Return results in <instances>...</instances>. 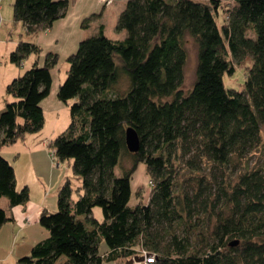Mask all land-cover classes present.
Here are the masks:
<instances>
[{"label": "trees", "instance_id": "16d2710c", "mask_svg": "<svg viewBox=\"0 0 264 264\" xmlns=\"http://www.w3.org/2000/svg\"><path fill=\"white\" fill-rule=\"evenodd\" d=\"M12 3L13 21L27 35L50 30L69 6ZM97 16L84 18L82 27ZM116 21L122 38L108 37L99 23L66 58L56 98L69 106L70 122L50 147L59 162H72L81 184L73 189L68 180L58 190L57 211L40 212L47 238L18 264H125L138 256L151 257L150 264H264V167L248 161L264 155V0H127ZM190 40L195 78L184 90ZM14 48L8 59L16 66L41 51L30 41ZM44 58L6 85L12 101L0 112V146L42 129L41 102L58 60L54 52ZM232 62L244 72L242 91L223 84ZM127 130L137 135L134 152ZM124 157L127 169L120 166ZM140 163L151 189L146 203L130 206ZM2 197L8 208L29 200L0 155ZM11 221L0 208V227Z\"/></svg>", "mask_w": 264, "mask_h": 264}, {"label": "rangeland", "instance_id": "374dc122", "mask_svg": "<svg viewBox=\"0 0 264 264\" xmlns=\"http://www.w3.org/2000/svg\"><path fill=\"white\" fill-rule=\"evenodd\" d=\"M69 6L67 8L68 15L67 22L68 26L66 29L59 31L57 27L53 28L54 33H58V37L51 36V38H47V42L44 39L41 40L42 45L40 54L38 56L30 55L26 60L22 62L21 65L16 66L15 64L10 62L9 58V47L11 45L10 41L12 40L14 43L17 44L19 41L23 42H33L37 43L39 38L38 34H42L44 31H39L34 34H26L23 29L22 25L18 22L13 21V14H12V2L13 0H0V104L5 105V103H9L12 101V97L10 95H6L5 93V84L2 80L6 79L9 83L10 80L13 78L18 77L19 75L23 74V72L33 64L36 63L38 67H41L44 64V56L49 51H53L57 53L58 60L56 64L51 68V88L50 94L53 93L58 88L59 83L64 80L66 72L68 70V64L66 61L67 56L73 54L80 41V38L77 34V28H80L82 31H86L87 36H91L94 34V28L98 25L99 21L102 20L105 23L106 27L108 28L107 31L112 33V35L116 34L115 32V24L117 20V15L119 13L117 11L118 7H123L127 0H116V2L111 5L110 7L107 4L113 2H101V0H68ZM107 7V8H106ZM109 8V9H108ZM122 9V8H121ZM86 12L83 14L81 18H78L76 14ZM83 12V13H84ZM118 14H117V13ZM98 15L94 17L92 20L89 21L88 26L82 27V21L84 18L89 17L91 15ZM116 18V19H115ZM61 19H66L61 18ZM61 19L57 20L60 21ZM55 21V22H57ZM110 29V30H109ZM53 33V34H54ZM40 34V35H41ZM38 45V44H37ZM187 60L186 66L184 68V80H183V89L187 90L192 86V83L195 78L194 70L196 65V46L192 40L189 41L187 45ZM245 64H249V61L245 59ZM233 71L231 74L223 76V84L226 88L235 89L237 91H242L244 88V72L238 68V66L232 62ZM47 96V103H44L43 112L45 114L43 127L40 131L36 133H32L26 135L24 139L16 142V146H13L14 149V160H15V168L18 171L17 177L18 182L23 183L26 182V187L28 188L29 193V200L31 203L38 204L40 198H44L46 200V211L50 213H54L57 211V194L58 190L66 183L68 180L73 189L79 188L81 181L80 179H76L72 173L71 169V161H63L59 162L56 158L53 157L52 148L48 145L56 135L63 132L70 122V113H69V106L59 102L55 97L51 95ZM52 97V100L51 98ZM57 102L61 107L58 110L54 104ZM4 107L1 111H3ZM38 145H42L44 142V146L42 151L44 152L45 159L42 158V155L36 151H30L33 154H26L24 148L29 146L33 149V142ZM15 145V144H14ZM2 147V146H0ZM29 150V149H28ZM41 156V159L39 156ZM19 156V157H18ZM9 163H13L14 161L9 158ZM250 166L257 167L262 166L264 167V155L261 152H257L254 156L250 157ZM130 160L128 157H124L120 163V166L125 169L129 168ZM32 170V171H30ZM114 173L116 176H121L122 171L120 167L115 166ZM130 181V188H131V197H130V206L136 205L138 202L146 203L147 197L150 191L149 186V177L146 174L145 165L142 163L137 165L134 173L131 175ZM20 180V181H19ZM25 186V185H23ZM139 192L138 197H136V193ZM31 197V199H30ZM5 198L2 197L0 199V208L4 209L3 203ZM28 203V202H27ZM26 204V203H25ZM48 204V205H47ZM50 204V207H49ZM53 206V208L51 207ZM7 211V215L9 216V210ZM92 212L96 219H102V212L99 208L94 207ZM39 224V223H38ZM43 240V239H42ZM24 242V239H22ZM38 242V241H37ZM35 245V244H34ZM33 245V246H34ZM99 253L105 252L107 246L103 243H99ZM151 257H149L150 260ZM64 260V259H63ZM112 264V263H111Z\"/></svg>", "mask_w": 264, "mask_h": 264}, {"label": "crops", "instance_id": "0c3cea01", "mask_svg": "<svg viewBox=\"0 0 264 264\" xmlns=\"http://www.w3.org/2000/svg\"><path fill=\"white\" fill-rule=\"evenodd\" d=\"M115 2H116V0H113V2H111L107 6L110 7ZM121 8H122L121 6L118 7V10H119V11H117L118 13H120ZM83 12L76 14L78 16V18H81L83 16V14L86 13V12H84V13ZM67 15H68V12H67L66 16ZM66 16H65L66 19H61L60 21L54 22L53 26L50 28V30L44 31L42 34L40 33L41 35L38 34L39 38L37 40V43H35V44L36 45L38 44L37 46L39 47L40 45H42V42H41L42 39L45 40L43 42H47V38H51L52 35L55 37H58L59 36L58 33H54L53 28L55 29V27H57V29H59V31L66 29V27L68 26V23H66L67 22ZM99 23L103 24L104 33L108 37H110L112 39H118V38L123 37L122 32H120V33L117 32L114 35H112V33H109L107 31L108 28L106 27L105 23L102 22V20L99 21ZM22 29H23V27H22ZM23 31H24V29H23ZM94 31H95V28H94ZM87 35L88 34H86L85 30L82 31L80 28H77L76 37L78 36V38H80V40L83 39L84 37H86ZM10 43H11V45L9 47V52H12L15 49L14 47L17 44L14 43L12 40L10 41ZM51 52H53V51H51ZM54 53H56V52H54ZM6 81H7L6 79L2 80V82L4 84L5 83L8 84V82H6ZM7 84H5V87ZM56 92L57 91H55V89H54L53 93H51L52 95L50 94L53 97V99L55 97ZM52 97H50L51 100H52ZM53 102H54V100H53ZM41 103H42L41 107H42V112H43V109H44L43 106H44V103H47V99L46 98L43 99ZM54 104L58 110L61 109V107L59 106V104H57V102H54ZM3 107H5V105L0 104V110H2ZM43 114H44V112H43ZM44 116H45V114H44ZM33 143H34L33 149H31L29 146L22 147V148H24L25 153L31 155L33 153H30V151H33V150L36 151L37 150V152L40 153V155H42V158L45 159V155H43L44 152L41 149V148H43L45 142L41 146L38 145V143L36 144L35 141ZM14 144H12L11 146H8V147H5V146L0 147V155L4 159L8 160V162L10 161L9 158H11V160L14 161L10 165H12L13 171L15 172L16 188L21 189L23 187V185L26 186L27 184H26V182H23V183L18 182V177H17L18 171L15 168V164H17V163H15V160H14V149H13V146L15 147L16 143H14ZM48 145L50 146V143ZM40 155H38V156L41 159ZM30 171H32V170H30ZM30 199H31V197H30ZM46 203L47 202L44 198H40V201L38 204H36L34 202L31 203L30 201H28V203H26L24 206H14L13 208H8L9 206L7 205V202L5 199V201L3 203L4 209L9 210V216L12 217L13 221L6 222L5 224H3L2 227H0L1 228L0 229V264H18V259L20 257L26 256V254H28L29 251L31 250L30 248L34 244H36L37 241H40L42 239L47 238L46 237L47 232L38 224L39 214L43 210H46ZM49 207H50V204H49ZM51 207L53 208L52 205H51ZM22 239H24V242L22 241Z\"/></svg>", "mask_w": 264, "mask_h": 264}, {"label": "water", "instance_id": "95a60500", "mask_svg": "<svg viewBox=\"0 0 264 264\" xmlns=\"http://www.w3.org/2000/svg\"><path fill=\"white\" fill-rule=\"evenodd\" d=\"M126 133L127 134H126L125 143L127 144V148L130 152H134L138 149V145H139L137 135L132 130H127ZM235 244L236 242H233L230 245H235ZM141 262H143V258L138 256L131 260H128L125 264H139Z\"/></svg>", "mask_w": 264, "mask_h": 264}, {"label": "built area", "instance_id": "2783aa9c", "mask_svg": "<svg viewBox=\"0 0 264 264\" xmlns=\"http://www.w3.org/2000/svg\"><path fill=\"white\" fill-rule=\"evenodd\" d=\"M110 2L111 0H101V2ZM152 262V259L150 258V260H149V257H145L144 258V260H143V262L142 263H139V264H150Z\"/></svg>", "mask_w": 264, "mask_h": 264}]
</instances>
